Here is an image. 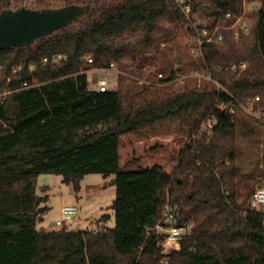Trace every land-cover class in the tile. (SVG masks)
Returning a JSON list of instances; mask_svg holds the SVG:
<instances>
[{"label": "trees", "instance_id": "obj_1", "mask_svg": "<svg viewBox=\"0 0 264 264\" xmlns=\"http://www.w3.org/2000/svg\"><path fill=\"white\" fill-rule=\"evenodd\" d=\"M245 1L258 5L250 32L235 40L223 31V42L203 44L198 57L174 41L173 27L187 34L189 26L175 0L29 2L26 7L33 9L68 4L90 9L30 46L0 50V90L10 92L15 112L9 115L0 106L7 127L0 134V264H264L263 211L237 202L244 195L237 185V114L221 108L233 99L246 103L259 96L255 106L264 109V0ZM186 2L192 20L200 13L196 19L211 24L229 14L225 22L231 25L244 13L243 0ZM24 3L0 0V11ZM57 54L62 59L51 61ZM85 55L92 64L84 63ZM111 63L127 75L118 77L117 88L89 89L85 71ZM232 63L246 67L232 72L226 69ZM197 66L221 89L211 82L161 98L149 90ZM15 68L20 70L14 73ZM139 80L142 88H136ZM23 82L29 87L22 89ZM143 128L190 138L173 171L159 164L144 167L136 158L120 162V137ZM93 173L114 176V226H105L110 216L103 214L96 232L37 230L48 209L47 194L36 191L37 177L55 174L79 191L84 175ZM166 204L174 210V225L187 228L179 249L168 255L160 252V234H146Z\"/></svg>", "mask_w": 264, "mask_h": 264}, {"label": "rangeland", "instance_id": "obj_2", "mask_svg": "<svg viewBox=\"0 0 264 264\" xmlns=\"http://www.w3.org/2000/svg\"><path fill=\"white\" fill-rule=\"evenodd\" d=\"M27 2L24 6H28ZM258 8L256 4H246L244 14L237 23V26L245 24L251 26L254 22L253 13ZM200 16L197 13L196 18ZM176 34L174 41L185 45L186 33L176 25L173 27ZM177 51L174 52L176 54ZM89 77V89H93L92 79L96 75L108 77V88H117L118 77L126 75L115 69L102 73L98 69L85 71ZM127 76V75H126ZM210 72L197 66L194 70L185 67L178 79L164 84H156L150 87L154 97H164L166 94L181 91L184 87L204 86L207 83H214L209 79ZM144 82L139 80L136 88H142ZM146 84V83H145ZM149 87V83H147ZM210 86V85H209ZM3 104L9 115H14V105L5 89L0 90V106ZM236 141L235 156L238 169L237 185L244 194L238 197L244 207L248 205L246 193L262 185L264 187V118H255L241 108L236 109ZM7 130L0 121V134ZM190 138L168 134L167 132H152L149 128H143L136 133H129L120 137L119 153L120 162L124 164L131 159H139L142 166L162 165L167 171H173L177 164L179 152L188 143ZM113 175L103 176L100 174H87L80 181L79 191H75L70 184L62 181L61 177L55 174H41L36 180V191L40 196L47 194L48 209L41 214V220L36 224L37 230H52L68 227L82 230L86 227L100 229L96 226V219L103 214L110 216L106 227L114 226L113 211L110 205L115 196ZM73 205L77 208V214L73 216L71 224L57 227L55 221L62 217L63 206ZM187 230V228H186ZM168 250L164 255L170 254ZM165 259V258H164Z\"/></svg>", "mask_w": 264, "mask_h": 264}, {"label": "built area", "instance_id": "obj_3", "mask_svg": "<svg viewBox=\"0 0 264 264\" xmlns=\"http://www.w3.org/2000/svg\"><path fill=\"white\" fill-rule=\"evenodd\" d=\"M31 0H25V2H30ZM175 2L179 5L181 11L183 12L185 18L189 22L188 26V33L186 34L185 41L188 45L189 53L194 56L198 57L202 55V45L205 43H217L221 44L224 39L223 31L229 30L232 33V37L237 40L239 37V33L242 32L243 34L247 35L250 32V27L248 25L242 24L237 26V23L242 18L243 15L238 17L231 25H227L225 20L229 17V14H226L225 19H219L216 21L215 24H211L207 19H193L190 18L191 7L186 0H175ZM25 4V3H24ZM243 7H246V1L243 0ZM244 14V13H243ZM62 59V56L57 54L51 58L53 62H59ZM84 63L92 64L93 58L90 55H85L83 57ZM47 58H44L43 62H47ZM114 63H111L107 68H93L92 70L98 69L102 73L107 71H112ZM246 67L245 63H241L239 66L232 63L227 66V70L236 72L241 71ZM217 69H220L217 67ZM20 68H15L12 71L15 73ZM28 70H34L33 65L30 64ZM119 72V71H118ZM121 73V72H120ZM158 77H161V74H158ZM210 77V76H209ZM178 79V77L176 78ZM211 79V77L209 78ZM10 79H8L9 81ZM213 81V80H212ZM216 85L217 89H221V86L213 81ZM93 89L95 92L102 93L108 91V77L105 75H96L93 76L92 79ZM29 87L25 82L21 84V88ZM7 91V90H6ZM9 94L10 92L7 91ZM259 96H254L249 98L246 103L238 102L236 99H233L232 103H228L222 105L221 108L230 112L236 113L237 108H241L246 111L248 114L252 115L255 118H264V109L255 106V103L259 101ZM203 126H201L202 128ZM208 135L212 133L211 128L207 129ZM248 209L256 210V211H263V222H264V187H257L252 192L251 196L248 200ZM77 214V208L73 205L63 206L61 209L62 217L55 221V225L57 227H62L63 225L71 224L73 216ZM175 215L174 210L168 205H164L163 214L161 220L154 226L152 229H147L146 234L149 235L151 230H154L158 234L163 237L161 242V253H167L168 250H178L180 245L181 236L186 232L185 226H176L174 225ZM94 232L97 229L93 230Z\"/></svg>", "mask_w": 264, "mask_h": 264}, {"label": "water", "instance_id": "obj_4", "mask_svg": "<svg viewBox=\"0 0 264 264\" xmlns=\"http://www.w3.org/2000/svg\"><path fill=\"white\" fill-rule=\"evenodd\" d=\"M88 4H68L56 8L33 9L26 6L0 11V50L26 47L87 14Z\"/></svg>", "mask_w": 264, "mask_h": 264}, {"label": "crops", "instance_id": "obj_5", "mask_svg": "<svg viewBox=\"0 0 264 264\" xmlns=\"http://www.w3.org/2000/svg\"><path fill=\"white\" fill-rule=\"evenodd\" d=\"M259 187H262V185L261 186H259ZM249 200V199H248Z\"/></svg>", "mask_w": 264, "mask_h": 264}]
</instances>
